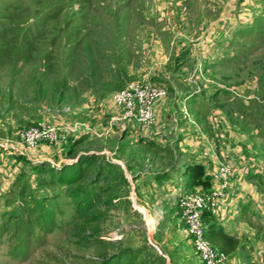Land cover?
Here are the masks:
<instances>
[{
  "label": "rangeland",
  "instance_id": "rangeland-1",
  "mask_svg": "<svg viewBox=\"0 0 264 264\" xmlns=\"http://www.w3.org/2000/svg\"><path fill=\"white\" fill-rule=\"evenodd\" d=\"M138 82L164 89L159 100H174V90L213 95L210 117L178 98L158 120L172 166L184 156L174 148L184 126L201 158L264 174V0H0V213L33 207L21 212L34 221L38 202L52 209L39 199L91 194L79 213L65 194L51 232L23 225L28 243L16 257L0 238V264H204L178 199L215 187L195 178L177 201L148 187L145 176L168 163L146 160L148 148L123 131L142 125L117 120L111 100Z\"/></svg>",
  "mask_w": 264,
  "mask_h": 264
},
{
  "label": "crops",
  "instance_id": "crops-1",
  "mask_svg": "<svg viewBox=\"0 0 264 264\" xmlns=\"http://www.w3.org/2000/svg\"><path fill=\"white\" fill-rule=\"evenodd\" d=\"M185 70L181 76H186V73L190 75L191 70L188 68ZM174 91L171 92L174 93V100L155 102L154 116L157 120L156 124H153L155 126L134 124L127 126L123 131L127 139L133 137L136 147L148 148L151 156H147V161L153 159L157 166L168 163L166 166L163 165L161 170L158 167L157 171L149 172L145 178L148 179L151 191L154 193L163 191L170 195V198L176 199L193 181L189 174H192L196 167L201 169L202 179L206 177L210 181V186L215 187L211 175L217 165L211 158H201L199 155L202 151L201 144L198 145L195 137L189 136L193 130L184 126L177 132L175 141H179L174 146L177 152L183 153L184 156L181 163L177 160L173 166L171 165L173 145L163 138L159 125L164 123H158V120H163L168 113L180 108L181 102L178 98L183 99L202 118L215 113V108L210 103L213 95L203 89L182 93ZM231 176L225 197L218 202L214 213L205 216L207 226L220 228L237 241L234 251L227 256L228 264H254L258 257L260 264H264V174L259 171L239 173L233 170ZM196 181L198 182L197 179ZM242 258H245V261Z\"/></svg>",
  "mask_w": 264,
  "mask_h": 264
},
{
  "label": "built area",
  "instance_id": "built-area-1",
  "mask_svg": "<svg viewBox=\"0 0 264 264\" xmlns=\"http://www.w3.org/2000/svg\"><path fill=\"white\" fill-rule=\"evenodd\" d=\"M165 95L166 91L160 87L138 82L115 92L111 100L121 112L117 120L128 124L147 125L153 121L155 102ZM50 132L51 130L47 129L38 134L36 130H29L25 137L32 144L39 138H47ZM231 172L228 165L216 166L211 175L215 191L207 196L183 195L178 199L186 234L196 255L204 264H223L227 257L206 240L207 227L202 217L206 212L214 213L218 202L225 197Z\"/></svg>",
  "mask_w": 264,
  "mask_h": 264
},
{
  "label": "trees",
  "instance_id": "trees-1",
  "mask_svg": "<svg viewBox=\"0 0 264 264\" xmlns=\"http://www.w3.org/2000/svg\"><path fill=\"white\" fill-rule=\"evenodd\" d=\"M192 172H193L192 174H189L190 178H192L193 180H194V178H196L200 184H204L206 186L210 185L209 184L210 181L206 177L202 179L203 174H202L201 169L196 167ZM32 192H34V191H30V195ZM70 193H71V191L68 192L65 190H59L56 193H54L52 196L45 197L42 200L39 199L38 201H40V203H42V205H44L43 203H47V205L48 204L51 205V207H49V208H52V209L50 211V214L46 213L47 212V210H45L46 208L44 209L42 206L40 207L38 204L39 202H38L36 205L37 206V210H36L37 214L34 218V221H27L24 218V215L22 213L24 210L25 211L33 210V207H28V208H25L24 210H21L18 207V212L9 210V211H6L4 214L0 213V219H1V221H0V238L4 237L3 241H6L7 248H9V246H10L11 248L16 250L14 253H12L15 255V257L17 255H20L21 253H24V251L22 252L23 248L19 249V246H21V245L24 246L26 243H28L26 241V239H24L25 237L23 235H19V232H20L22 226L24 225V228H23L24 230L33 231L32 228L37 227V225H38L37 233H39V228H41V227L43 229H46V231L49 230V232H51L52 226L50 225L49 220L51 217H55V215H57L59 212H61L57 208L58 204H66L67 205L70 203V202H68V200H65L64 198H62L65 194H70ZM34 194H35V192H34ZM78 195H80V196H78ZM89 195L91 196L90 191L82 189V191H79V190L74 191V192L72 191V195L70 194L67 196L71 197V200L74 202V203L71 202L73 204V206L75 207L74 210L77 213H79V210L85 209L91 205V203H89V201H90ZM41 196L43 197V195H41ZM32 200L34 201L35 199L31 198L30 201H32ZM42 210H44V212L46 213V216H45V214L43 216L41 215L40 212ZM209 215H211L210 212H206L203 215V222L207 227L205 238L213 248L217 249L223 255L228 256L230 253H232L234 251V249L237 245V241L233 237L226 234L222 229L215 228L213 225L207 226L208 224L206 222L205 216H209ZM57 217H58V215H57ZM7 219H10L9 223H5V222H7ZM11 220H14V223L12 225H10ZM34 224H37V225H34ZM11 226H13V227H12V230L10 231L9 228ZM23 234H24V232H23ZM17 239H18V241H17ZM15 241H17V242H15ZM30 244L32 246L35 245L34 242H32Z\"/></svg>",
  "mask_w": 264,
  "mask_h": 264
}]
</instances>
